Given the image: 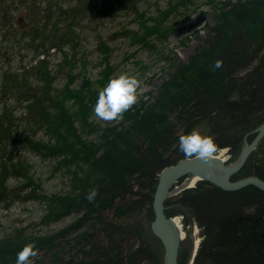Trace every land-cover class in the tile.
<instances>
[{
  "label": "trees",
  "instance_id": "obj_1",
  "mask_svg": "<svg viewBox=\"0 0 264 264\" xmlns=\"http://www.w3.org/2000/svg\"><path fill=\"white\" fill-rule=\"evenodd\" d=\"M188 3L186 0V7L192 4ZM261 8L251 15L226 16L212 31L207 47L172 84L171 98L149 111L137 110L133 124L118 131L119 139L104 138L101 156H96L97 143L82 142L85 124L82 121L75 128L74 118L89 112L98 99L96 88H104L108 82L107 63L108 73L101 74L103 82L86 79L79 90L71 88V73L60 90L52 89V76L44 61L22 73L2 72L1 88L5 90L1 92L31 96L20 124L16 121L21 117L12 110L4 108L0 113V200L11 196L10 178L29 179L30 165L13 153V145L23 143L37 153L58 158L74 154L70 148L82 142L84 152L79 154L88 155V174L81 181L77 178L68 195L49 200L48 205L50 215L73 213L77 219L49 237L32 241L40 250L33 264H164V249L148 241L144 222L154 219L152 201L158 174L184 159L177 147L179 135L203 123L206 134H214L219 149L228 148L233 160L264 122V5ZM171 11L159 10L154 18L142 13L140 32L132 38L164 35L169 27L164 29L163 16ZM57 33L59 37L63 34ZM60 40L66 43L65 38ZM102 47V60L106 61L108 49ZM217 59L223 60V67L213 70ZM33 76L35 81L30 79ZM75 99L82 103L78 110L68 105ZM39 130L46 133L47 141L36 139ZM253 158L251 153L232 180L247 176L264 180V156ZM28 184L31 182L24 186ZM93 187L99 195L89 202L86 195ZM25 197L38 198L34 191ZM170 202L168 198L164 203L168 217L181 213L183 226L195 223L200 228L201 240L192 264H264V190L247 185L229 191L201 180L181 191L173 208ZM24 245L0 247V264H15ZM183 263L179 250L178 264Z\"/></svg>",
  "mask_w": 264,
  "mask_h": 264
},
{
  "label": "rangeland",
  "instance_id": "obj_2",
  "mask_svg": "<svg viewBox=\"0 0 264 264\" xmlns=\"http://www.w3.org/2000/svg\"><path fill=\"white\" fill-rule=\"evenodd\" d=\"M112 1L113 11L105 14L100 0H0V90H5L1 88L4 70L22 73L41 61L45 62V70L52 76L51 88L55 90H60L69 81L70 73L73 89H83L81 87L86 79L92 82L102 79L103 82L101 74L106 73L108 67V81L121 73H128L137 75L143 82L138 89L139 102L124 114L122 121L105 122L96 118V102L89 112L80 114L77 119L75 116V128H80L82 121L85 124L80 133L82 142L99 145L96 156H101L103 152L104 138L119 139V132L133 124L134 118L139 115L137 110L139 113L142 109L149 111L171 98L172 84L179 81V76L189 69L191 60L197 59L207 47L212 31L225 21L226 16L251 15L264 5V0H188L192 3L188 7L185 6L186 0ZM168 8L172 11L163 16L164 29L169 27L164 35L143 39L141 34L132 38V34L140 32L142 13L154 18L159 10ZM48 15L49 19H45ZM58 30L64 35L59 37ZM60 38H65L66 43ZM52 43L55 46H51ZM103 45L108 49L106 61L102 60ZM42 74L46 77L43 68ZM36 78L39 79V75ZM30 79L35 81L34 76ZM101 89L96 88L98 92ZM30 96L29 93L21 96L0 91V113L6 108L21 117ZM68 105L78 110L82 103L75 99ZM17 119V124L24 121L22 117ZM196 130L206 133V125L202 123ZM35 137L41 142L48 140L43 130H39ZM82 142L70 148L74 154L58 158L37 153L23 143L12 146L15 155L28 161L30 173L28 180L10 178L11 196L0 200V247L49 237L77 219L73 213L60 217L50 215L52 210L48 205L51 203L49 200L56 201L58 197L68 195L77 178L82 179L88 174V155L79 154L84 152L80 150L85 147ZM244 144L247 141L242 148ZM251 153L254 160L263 158L264 137ZM225 157L230 160L228 151ZM235 174L231 175V179ZM184 180L175 185L182 184ZM27 182L31 184L25 187ZM32 191L38 198L27 199L26 194ZM179 194L178 191L169 197L170 208L174 207V200ZM178 215L183 216L181 213ZM144 231L148 241L164 249L152 230L151 221L144 222ZM184 231L186 236L181 240L179 250L183 254V264H189L194 239L201 238L200 228L192 223L184 226Z\"/></svg>",
  "mask_w": 264,
  "mask_h": 264
},
{
  "label": "water",
  "instance_id": "obj_3",
  "mask_svg": "<svg viewBox=\"0 0 264 264\" xmlns=\"http://www.w3.org/2000/svg\"><path fill=\"white\" fill-rule=\"evenodd\" d=\"M103 13L109 14L114 9L112 0H100ZM21 23V22H19ZM23 25L22 23L20 24ZM255 133L250 143L244 144L239 154V164L234 170L229 169V164L217 158L213 160L214 163L220 164L223 170V179H214L210 174H206L205 168L210 166L208 161L193 158L191 160L181 159L174 164L164 167L158 174V181L153 195L152 208L154 212V219L151 222L152 230L155 236L161 241L164 246V257L168 254V262L164 260V264H178V254L180 248V241L176 240L168 229V217L164 210V203L167 197V192L172 189L174 184L182 177L196 174L199 181L205 180L211 184L218 186L224 190H238L247 185H255L264 190V180L257 176H247L240 179L232 180L231 175L237 173L245 164L248 155L255 149L259 141L264 137V122L253 130ZM215 165V164H214ZM196 253V252H195ZM195 253L191 259V264Z\"/></svg>",
  "mask_w": 264,
  "mask_h": 264
},
{
  "label": "clouds",
  "instance_id": "obj_4",
  "mask_svg": "<svg viewBox=\"0 0 264 264\" xmlns=\"http://www.w3.org/2000/svg\"><path fill=\"white\" fill-rule=\"evenodd\" d=\"M223 64L222 59H217L212 69H222ZM142 83L137 75L128 73H121L111 78L98 93L94 106L96 118L105 122L122 121L124 114L139 102L138 89ZM177 147L186 160L197 158L206 162L216 160L220 151L214 134L201 133L196 129L179 135ZM98 195V188L93 187L87 193L86 199L93 202ZM39 255L40 250L36 244L29 242L16 254L15 264H33L34 259Z\"/></svg>",
  "mask_w": 264,
  "mask_h": 264
},
{
  "label": "bare ground",
  "instance_id": "obj_5",
  "mask_svg": "<svg viewBox=\"0 0 264 264\" xmlns=\"http://www.w3.org/2000/svg\"><path fill=\"white\" fill-rule=\"evenodd\" d=\"M250 142H247V143H250ZM227 150H228V148H222V149H220V151L217 153V158L221 159L223 162H226V164H229L228 167H229L230 170H234V169H236V167L239 164V161H240L239 155L235 159L228 161L226 159V157H225V152ZM209 163H210V166H208V168H205L206 174H210L211 177L214 178V179H223L224 173H223V170H222V167L220 166V164L214 163L213 160L212 161H208V164ZM184 178H185V180L183 181L182 184H180L178 186L174 184L175 185L174 189H171V190H169L167 192V194H166L167 197L168 196L170 197L171 195H174V194L178 193V191L181 192L184 189L193 188L196 185V183L199 181L198 180L199 177L196 174H194V175H188L187 177H182V178H180L181 180L180 179L179 180L182 181V179H184ZM179 180L177 182H180ZM182 221H183V216L181 217V216H179L177 214V215L171 216L170 217V220L168 222L169 232L172 234V236L176 240H178L180 242L186 236ZM200 240H201L200 237H196L194 239V244H193V249H192V255H191L190 263L189 264H191V259H192L193 255H194V253L197 251V248H198V245H199ZM164 260H166L168 262V254L164 257Z\"/></svg>",
  "mask_w": 264,
  "mask_h": 264
}]
</instances>
